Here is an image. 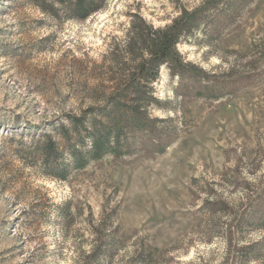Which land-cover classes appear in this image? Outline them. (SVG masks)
Instances as JSON below:
<instances>
[{"label":"rangeland","instance_id":"1","mask_svg":"<svg viewBox=\"0 0 264 264\" xmlns=\"http://www.w3.org/2000/svg\"><path fill=\"white\" fill-rule=\"evenodd\" d=\"M207 1L106 0L85 20H63L31 0H0V264H81L102 221L125 243L96 264H141V245L152 248L146 264H264V0H220L178 44L207 82L232 91L183 99L162 67L152 115L176 137L163 153L109 155L63 181L15 151L93 102L103 55L134 15L163 27ZM251 242L233 263L230 244Z\"/></svg>","mask_w":264,"mask_h":264},{"label":"trees","instance_id":"2","mask_svg":"<svg viewBox=\"0 0 264 264\" xmlns=\"http://www.w3.org/2000/svg\"><path fill=\"white\" fill-rule=\"evenodd\" d=\"M31 1L44 14L63 20H85L106 6V0ZM251 1L245 0L243 4ZM219 3L220 0H208L193 10L184 9L163 27H155L134 15L125 40L103 55V70L98 84L92 88L97 95L93 102L80 113L70 112L52 122L49 132H43L33 142L18 140L21 147L15 151L30 154L46 174L63 181L109 155L120 158L140 152L163 153L176 138L172 131L160 126L161 118L152 115V109L161 107L155 84L163 66L179 78L176 91L183 99L202 97L212 88L232 91L224 79L212 78L207 82L210 76L187 63L178 50L179 43L208 23ZM107 62L111 64L106 66ZM219 204L215 200L210 205L216 210ZM92 228L96 243L81 264H96L98 256L111 259L125 243L122 237L109 234L111 230L105 221ZM257 245L251 242L241 248L230 244L229 256L232 254L234 263L237 251L251 253ZM151 251L150 246H136L133 259L146 264L153 257Z\"/></svg>","mask_w":264,"mask_h":264}]
</instances>
